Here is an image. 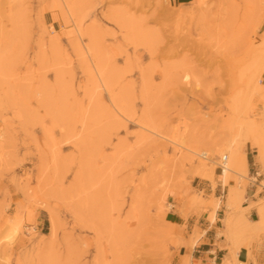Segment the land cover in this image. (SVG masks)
<instances>
[{"label": "rangeland", "instance_id": "1", "mask_svg": "<svg viewBox=\"0 0 264 264\" xmlns=\"http://www.w3.org/2000/svg\"><path fill=\"white\" fill-rule=\"evenodd\" d=\"M220 205L264 234V0H0V264H191Z\"/></svg>", "mask_w": 264, "mask_h": 264}, {"label": "crops", "instance_id": "2", "mask_svg": "<svg viewBox=\"0 0 264 264\" xmlns=\"http://www.w3.org/2000/svg\"><path fill=\"white\" fill-rule=\"evenodd\" d=\"M244 154L250 173L258 179L263 170L258 150L253 147L251 142H248ZM254 186L248 188V199L243 208L248 209L246 217L255 223L260 221L258 203L261 197H257V188ZM218 190H221L220 186ZM227 218L226 207L220 205L216 211L214 223L208 225L192 249L191 264H230L231 260L234 262L233 264H264V234L261 233L252 239L238 237L237 241L241 245L233 249L232 237H228L224 233L219 234V230L228 231L225 225L222 228L218 226L219 222Z\"/></svg>", "mask_w": 264, "mask_h": 264}, {"label": "bare ground", "instance_id": "3", "mask_svg": "<svg viewBox=\"0 0 264 264\" xmlns=\"http://www.w3.org/2000/svg\"><path fill=\"white\" fill-rule=\"evenodd\" d=\"M96 79H97V78H96ZM199 155H200V157L206 159L207 161H209V162H213L212 155L209 153V151H207V150H203V151L201 152V154H199ZM219 165L222 166V167L224 168V172L221 173V176L224 177V176H225V173L229 170V168H228V156L225 155V156L221 159Z\"/></svg>", "mask_w": 264, "mask_h": 264}, {"label": "built area", "instance_id": "4", "mask_svg": "<svg viewBox=\"0 0 264 264\" xmlns=\"http://www.w3.org/2000/svg\"><path fill=\"white\" fill-rule=\"evenodd\" d=\"M220 170L222 173L224 172V168L222 166H220Z\"/></svg>", "mask_w": 264, "mask_h": 264}]
</instances>
